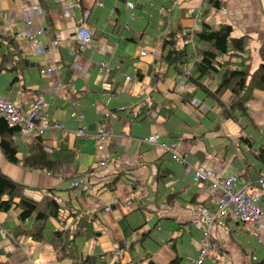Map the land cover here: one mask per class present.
Masks as SVG:
<instances>
[{"label":"crops","instance_id":"0c3cea01","mask_svg":"<svg viewBox=\"0 0 264 264\" xmlns=\"http://www.w3.org/2000/svg\"><path fill=\"white\" fill-rule=\"evenodd\" d=\"M125 1L44 0L48 27L39 0H0V34L14 37L19 44L16 53L25 59L23 67L6 64L0 69V92L20 106L43 99L52 122L62 126L41 137L44 148L54 149L64 142L74 155L60 170L65 179L28 169L21 160L34 140L23 142L17 134L12 140L19 161H7L0 149V171L23 184L29 198L54 195L69 201L73 209L96 213L95 237L79 242L83 257L103 253L106 264H191L199 237L191 221L195 210L212 206V190L207 184L195 185L191 170L158 143L142 139L156 134L159 142H177V151L187 154L189 164H201L224 177L236 173L238 186L254 194L264 174V163L255 157L264 146V92L254 91L247 103L249 117L238 122L221 116L217 102L203 93L187 100L177 90L182 77L168 74L156 80L163 71L160 40L177 23L185 31L201 20L214 29L230 25L231 37H250L253 61L264 42V0H216V8L209 0H127L133 8ZM36 7L42 17H37ZM80 26L91 35L84 48L75 46ZM40 27V44L33 47L23 34ZM47 69L56 73H40ZM217 82V75L204 79L211 91ZM187 89H192L190 84ZM229 97L226 90L220 98ZM72 112L83 113L81 124L88 135L76 134L79 123L70 116ZM103 128L111 136L104 152L108 161L99 168L100 154L91 134ZM244 135L252 139L250 146ZM80 176L86 177L87 188L73 189L70 181ZM17 215L14 208L0 212V227L6 231L0 235L1 261L71 264L69 259H58L46 239L35 241L25 235L11 239L9 232L17 225L28 229L33 222L32 218L20 222ZM71 220L61 225L51 219L49 226L61 230ZM212 238L218 246L204 264H264V234L259 241L241 222L216 223ZM115 249L119 250L116 257Z\"/></svg>","mask_w":264,"mask_h":264},{"label":"trees","instance_id":"16d2710c","mask_svg":"<svg viewBox=\"0 0 264 264\" xmlns=\"http://www.w3.org/2000/svg\"><path fill=\"white\" fill-rule=\"evenodd\" d=\"M209 2L213 7H219L218 1ZM39 3L45 12L44 20L47 26L51 27L47 17L48 6L44 0H39ZM230 33L231 26L225 24L214 29L201 20L200 25L197 24L193 30L185 31L182 25L177 23L160 40L159 61L163 62V71L156 76V80H163L168 74L182 77L184 83L192 87L191 90L186 87L181 91V94L186 95L185 99L189 100L194 94L203 93L217 102L221 116L238 122L249 117L247 103L254 98V91L264 92V42L257 49L259 62L257 66L252 67L250 37L244 35L233 38ZM3 46L5 50L0 51V69L6 64H10L12 68L23 67L25 59L16 53L19 51V44L14 37L10 34H0V48ZM215 75L218 76V82L211 91L204 84V79L214 78ZM226 90H229L230 97L223 101L220 97ZM17 134L18 127H10L0 118V149L6 160L11 163L19 161L16 157L17 148L12 140ZM247 136H242V139L250 146L252 139ZM27 152L21 160L22 166L50 174L60 172L63 165L74 158L64 142H60L51 152L45 151L40 136L35 137ZM255 157L264 163L263 145ZM11 208L18 210L20 222L33 219L28 229L19 224L9 232L11 239L16 240L21 235L30 236L35 241L46 239L56 251L58 259H69L71 264H106L103 253L83 257L80 249L81 240L94 238L96 235L93 228L96 214L94 211L86 214L84 211L87 208H83L84 211L73 209L69 201H61L54 195L45 194L40 200L29 198L24 194L23 184L0 171V212H7ZM69 217H72V220L64 229L49 226L51 219L64 225ZM0 264L10 263L0 260Z\"/></svg>","mask_w":264,"mask_h":264},{"label":"built area","instance_id":"2783aa9c","mask_svg":"<svg viewBox=\"0 0 264 264\" xmlns=\"http://www.w3.org/2000/svg\"><path fill=\"white\" fill-rule=\"evenodd\" d=\"M173 6L175 2L172 3ZM128 8H133V3L125 1ZM37 17H42L39 7L35 8ZM133 19V13L130 14ZM27 25L31 24V20L27 19ZM43 33L40 27L36 32H24L26 36L35 47L40 44V39L37 35ZM77 44L84 48L91 41V35L88 29L80 26L76 31ZM144 52L141 53L143 55ZM101 66L105 67L106 63L101 62ZM41 74H54L55 70L47 69L41 70ZM129 79V76L125 77ZM187 87L184 82L177 85V90L182 91ZM198 104V102H197ZM200 106V105H199ZM79 126L76 130L78 136H86L85 127L81 124L83 121L82 112H72L70 114ZM0 118L4 119L10 127H18L19 136L23 142H30L36 136L43 137L48 130L62 128L60 124L53 123L48 109V104L43 99H36L31 101L26 106H20L12 102L9 96L0 92ZM111 132L107 128H103L91 134L95 141V149L100 154L98 158V167L102 168L108 161V154L104 153L109 142ZM158 135L151 134L142 139V142L147 144L158 143V146L171 153L172 159L177 163L187 166L192 172V181L195 185L207 184L212 190L210 202L212 206L209 208H200L194 211V217L191 221L192 227L199 232L197 240V253L191 259V264H204L211 251L218 246L217 242L212 238V229L216 223L224 220H232L241 222L250 227L257 235L259 241L264 234V208L262 201L264 197V174L257 180V189L254 194H249L245 187L238 186V175L233 173L227 177L218 175L215 171L206 169L203 165H192L187 161V154H180L177 151L179 143L157 141ZM180 142V141H179ZM45 151L51 152L50 147L44 148ZM101 153H103L101 155ZM55 175L60 178H66L62 173L57 172ZM86 177H75L70 181V186L77 189H86ZM0 235H6V231L0 227ZM114 257L119 255V250L115 249Z\"/></svg>","mask_w":264,"mask_h":264},{"label":"rangeland","instance_id":"374dc122","mask_svg":"<svg viewBox=\"0 0 264 264\" xmlns=\"http://www.w3.org/2000/svg\"><path fill=\"white\" fill-rule=\"evenodd\" d=\"M257 61H259V60H258V57H256V56L253 57V61H252V62H253V65H254V66H256V65L258 64ZM254 66H253V67H254Z\"/></svg>","mask_w":264,"mask_h":264},{"label":"water","instance_id":"95a60500","mask_svg":"<svg viewBox=\"0 0 264 264\" xmlns=\"http://www.w3.org/2000/svg\"><path fill=\"white\" fill-rule=\"evenodd\" d=\"M2 253V251H0V254ZM6 256H9V254H6ZM149 264H152L151 262Z\"/></svg>","mask_w":264,"mask_h":264}]
</instances>
